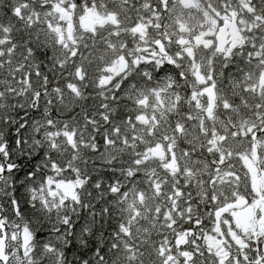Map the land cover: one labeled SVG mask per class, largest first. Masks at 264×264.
<instances>
[{"label":"snow or ice","instance_id":"6c2138e0","mask_svg":"<svg viewBox=\"0 0 264 264\" xmlns=\"http://www.w3.org/2000/svg\"><path fill=\"white\" fill-rule=\"evenodd\" d=\"M0 264H264V0H0Z\"/></svg>","mask_w":264,"mask_h":264}]
</instances>
